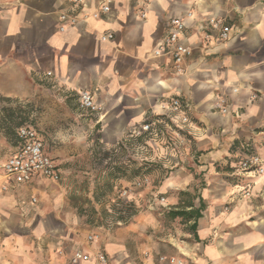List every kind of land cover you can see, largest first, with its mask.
<instances>
[{
  "label": "crops",
  "instance_id": "obj_1",
  "mask_svg": "<svg viewBox=\"0 0 264 264\" xmlns=\"http://www.w3.org/2000/svg\"><path fill=\"white\" fill-rule=\"evenodd\" d=\"M187 11L182 40L192 55L178 74L168 57L152 51L169 19ZM60 13L77 23L60 30ZM209 17L231 27L226 42L208 29ZM104 32L113 37L102 40ZM81 90L102 106L94 122L106 148L145 122L152 123L149 137L162 134L172 127L163 106L179 98L193 159L161 189L172 192L174 206V191H187L193 207L200 200L203 207L193 238L172 242L173 253L192 264H264V175L238 168L247 150L264 159V0H0V97L35 101L59 92L67 105ZM221 98L225 113L214 108ZM15 150L16 141L0 165ZM42 180L3 191L8 181L0 169V264H67L76 251L92 256L78 264H97V251L109 264H166L120 238L85 241L62 194H34Z\"/></svg>",
  "mask_w": 264,
  "mask_h": 264
},
{
  "label": "rangeland",
  "instance_id": "obj_2",
  "mask_svg": "<svg viewBox=\"0 0 264 264\" xmlns=\"http://www.w3.org/2000/svg\"><path fill=\"white\" fill-rule=\"evenodd\" d=\"M60 97L59 92L35 101L0 97V141L4 143L0 158L15 144L17 128L34 127L44 136L47 151L55 154L60 171L58 182L42 180L34 194H62L85 241L90 235L97 240L120 238L134 249L150 248L158 260L163 256L162 263L169 264L175 256L172 242L193 238L192 219L171 215L193 204V198L187 191H174L178 197L174 206L168 198L172 192L161 189L165 179L193 159L187 134L167 127L160 135L125 136L115 148H106L94 122L97 114L81 108L76 95L69 97L67 105Z\"/></svg>",
  "mask_w": 264,
  "mask_h": 264
},
{
  "label": "built area",
  "instance_id": "obj_3",
  "mask_svg": "<svg viewBox=\"0 0 264 264\" xmlns=\"http://www.w3.org/2000/svg\"><path fill=\"white\" fill-rule=\"evenodd\" d=\"M73 4H80L82 0H70ZM109 7L106 3H101L99 12L107 13ZM99 13H93L98 16ZM192 13L187 11L184 16H174L169 19L166 24L164 34L155 45L152 53L154 57H168L171 60L172 68L175 73H182L185 70L187 59L192 55V48L185 44L182 40L183 32L186 27L185 20L191 18ZM144 17V13L141 14ZM61 21L60 30H64L66 26H74L77 18L66 13L59 14ZM208 29L216 31V40L226 42L229 39L231 27L227 25L221 18L209 17L206 20ZM203 39L210 41V33L204 32ZM113 34L104 32L101 39H111ZM78 102L81 108L91 110L96 114H100L102 106L96 102L94 95L88 90H81L78 94ZM168 110L169 119L172 127L178 131H184L185 126L189 123V117L185 111L186 106L182 104L179 98H173L163 106ZM214 108L221 113H225V101L219 99ZM151 122H145L140 128L133 131V135L143 133H151L153 131ZM175 131V132H176ZM239 170L243 172H252L255 175H264V159L258 154L251 153L248 150L238 162ZM2 176L8 181L1 189L6 191L9 186H21L32 182L35 178L45 179L51 182H58L60 171L54 163L53 158L45 151L43 139L34 127L20 126L16 129V150L8 156L0 165ZM146 181V179L144 180ZM142 182H137L140 185ZM128 191L122 190V195H126ZM248 195V192L245 193ZM163 199V198H162ZM32 204L37 203V197L30 198ZM89 242H96L97 237L88 236ZM91 254L83 251H76L70 255L67 264H78L80 262L89 261ZM97 264H109L108 258L103 251H97L94 254ZM166 258L161 256L159 261L163 262ZM169 264H192L186 259L179 256H172L168 259Z\"/></svg>",
  "mask_w": 264,
  "mask_h": 264
},
{
  "label": "trees",
  "instance_id": "obj_4",
  "mask_svg": "<svg viewBox=\"0 0 264 264\" xmlns=\"http://www.w3.org/2000/svg\"><path fill=\"white\" fill-rule=\"evenodd\" d=\"M15 138H16V134H15ZM188 207H192V208L189 210L176 209V210L171 211V215L172 216L182 215V216H186L188 219H192L191 229L194 230L195 221L201 215L200 211L202 210V207H203L202 201L200 200V204L197 208H194L192 203L189 204Z\"/></svg>",
  "mask_w": 264,
  "mask_h": 264
}]
</instances>
